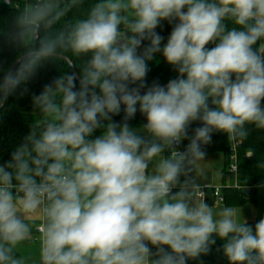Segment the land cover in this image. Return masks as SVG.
Masks as SVG:
<instances>
[{
	"label": "clouds",
	"instance_id": "1",
	"mask_svg": "<svg viewBox=\"0 0 264 264\" xmlns=\"http://www.w3.org/2000/svg\"><path fill=\"white\" fill-rule=\"evenodd\" d=\"M2 2L18 55L0 104L47 62L72 71L32 94L38 119L0 163V264H28L36 232L39 264H188L217 239L228 264H264V217L214 208L191 176L214 132L264 130V0ZM158 54L177 77L149 86Z\"/></svg>",
	"mask_w": 264,
	"mask_h": 264
},
{
	"label": "trees",
	"instance_id": "2",
	"mask_svg": "<svg viewBox=\"0 0 264 264\" xmlns=\"http://www.w3.org/2000/svg\"><path fill=\"white\" fill-rule=\"evenodd\" d=\"M12 14L8 5L0 0V28L7 27ZM171 29L172 26L167 21H163L161 26L156 29L165 38L162 43H166ZM144 43L147 44V41ZM213 46V44H209L206 47L211 48ZM17 55L18 51L6 39L0 37V67H9L15 61ZM72 59L77 64L82 62V58L73 57ZM149 66L150 71L146 77V82L149 86L154 80L161 85H166L169 79L177 77V73L165 62L162 54H158L153 61H150ZM76 70L78 72L79 68ZM70 71L72 69L68 68L67 64L62 61L47 62L37 70L35 77L31 81L5 100V104L0 110V163L10 159V154L15 149V146L30 131L33 121L38 119L32 106V94H38L45 84L50 83L52 79L58 77L61 73ZM24 87H27L29 91L21 94ZM123 115L124 112L122 110L119 115L113 116V119L120 122ZM144 122H146L145 118L137 111L130 124L138 127ZM197 126H199L198 122L193 123L191 127L195 128ZM96 135H99V131ZM205 151L224 154V175H229V168L233 163V158H235L237 166L235 183L229 185L224 182L221 185V196L225 204L239 206L246 201L254 202L257 200L258 189L264 185V130H252L248 138L241 143L228 141L226 134L214 132L211 143L205 146ZM246 188L250 189L249 193H244ZM247 222L250 225H254L257 221ZM222 244L223 241L217 239L209 254L202 255L197 260H189L188 264H228L222 251H218Z\"/></svg>",
	"mask_w": 264,
	"mask_h": 264
},
{
	"label": "crops",
	"instance_id": "3",
	"mask_svg": "<svg viewBox=\"0 0 264 264\" xmlns=\"http://www.w3.org/2000/svg\"><path fill=\"white\" fill-rule=\"evenodd\" d=\"M188 141L179 145V150L183 151ZM225 157L221 152H206L205 161L197 165V172L193 171L191 176L195 178L198 185L211 184L222 185L229 182L230 175H224ZM183 179V178H182ZM228 183L229 185L234 184ZM214 208L222 207L227 204L218 198L207 200ZM242 210V214L247 221H258L264 217V185L259 187L256 201H246L244 204L235 206ZM39 218L36 223L39 224ZM20 255L23 256L28 264H39V234L35 233L34 239L30 244H25L20 248Z\"/></svg>",
	"mask_w": 264,
	"mask_h": 264
},
{
	"label": "built area",
	"instance_id": "4",
	"mask_svg": "<svg viewBox=\"0 0 264 264\" xmlns=\"http://www.w3.org/2000/svg\"><path fill=\"white\" fill-rule=\"evenodd\" d=\"M237 166L235 163V158H233V163L229 168V174L234 175L236 174ZM202 187V190L204 191V197L206 199L209 198H218L221 196V185H211V184H204L200 185Z\"/></svg>",
	"mask_w": 264,
	"mask_h": 264
},
{
	"label": "water",
	"instance_id": "5",
	"mask_svg": "<svg viewBox=\"0 0 264 264\" xmlns=\"http://www.w3.org/2000/svg\"><path fill=\"white\" fill-rule=\"evenodd\" d=\"M14 62H15V61H14ZM14 62H13V63H14ZM13 63H12V64H13ZM12 64H11V65H12ZM11 65H10V66H11ZM76 71H77V70H76ZM4 104H5V101H4L2 104H0V110L2 109V107L4 106ZM249 192H250V189H249V188H246V189L244 190V193H249ZM219 199H220V200H223V197L220 196Z\"/></svg>",
	"mask_w": 264,
	"mask_h": 264
},
{
	"label": "rangeland",
	"instance_id": "6",
	"mask_svg": "<svg viewBox=\"0 0 264 264\" xmlns=\"http://www.w3.org/2000/svg\"><path fill=\"white\" fill-rule=\"evenodd\" d=\"M182 145V144H181ZM179 147V146H178ZM250 154V153H249ZM230 176H229V182L228 183H233L234 182V180H235V177H234V175H231V174H229Z\"/></svg>",
	"mask_w": 264,
	"mask_h": 264
}]
</instances>
